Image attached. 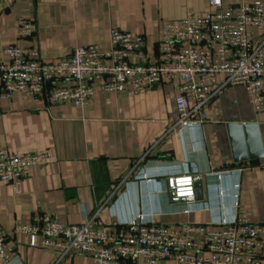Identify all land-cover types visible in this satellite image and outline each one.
Segmentation results:
<instances>
[{
	"label": "crops",
	"instance_id": "1",
	"mask_svg": "<svg viewBox=\"0 0 264 264\" xmlns=\"http://www.w3.org/2000/svg\"><path fill=\"white\" fill-rule=\"evenodd\" d=\"M208 8L206 0H0V64L8 63L3 54L8 46L36 52L45 63H57L76 46L107 49L112 28L143 37L146 57L154 63L161 23ZM25 19L36 27L28 40L20 39L14 27ZM263 35L264 27L246 29L252 44ZM178 85V80L164 82L141 94L94 89L88 105L78 109L65 103L45 106L42 97L21 93L0 100V150L21 155L49 151L53 156L32 169L17 196L0 181V228L14 250L8 264H51L61 254L56 247L29 248L27 236L11 232L16 221L28 225L35 215L80 225L85 210L99 208L98 224L112 234L139 214L159 225L183 226L205 224L222 214L232 219L239 211L250 223L264 224V112L253 110L244 89L225 88L204 105L200 126L176 135L171 129L177 121ZM231 123L247 128V161H233ZM233 169L240 170L237 210H221L219 191L229 203L232 180L218 182L205 174ZM185 173H201L195 200L213 210L174 212L162 181ZM58 264L92 262L75 253ZM156 264L178 263L167 259Z\"/></svg>",
	"mask_w": 264,
	"mask_h": 264
},
{
	"label": "built area",
	"instance_id": "2",
	"mask_svg": "<svg viewBox=\"0 0 264 264\" xmlns=\"http://www.w3.org/2000/svg\"><path fill=\"white\" fill-rule=\"evenodd\" d=\"M206 4L209 8L204 12H187L177 21L161 23L154 63L146 57L143 37L114 28L107 49L76 46L57 63L41 62L36 52L8 46L3 51L8 63L0 64V100L21 93L42 97L45 106L65 103L78 109L88 105L94 89L141 94L178 80L177 121L171 129L176 135L200 126L204 105L225 88L244 89L253 110L264 112V35L258 44L246 38L247 27H264V3L241 0L224 6L221 0H206ZM14 27L22 40L36 32L34 23L26 19L17 20ZM52 158L49 151L21 155L0 150V181L17 196L32 169ZM239 173L233 169L205 174L218 182L232 180L231 200L227 203L219 191L218 209L237 210ZM201 178V173L165 176L162 193L174 212L213 210L195 200ZM98 210H85L80 225H62L48 215H35L28 225L16 221L11 232L27 236L29 248H59L61 254L51 264L75 253L88 256L92 264H137L139 260L156 264L167 259L178 264H264V224L250 223L239 211L232 219L222 214L205 224L183 226L159 225L139 214L112 234L98 224ZM7 239L8 233L0 228L3 264L14 255Z\"/></svg>",
	"mask_w": 264,
	"mask_h": 264
},
{
	"label": "water",
	"instance_id": "3",
	"mask_svg": "<svg viewBox=\"0 0 264 264\" xmlns=\"http://www.w3.org/2000/svg\"><path fill=\"white\" fill-rule=\"evenodd\" d=\"M227 130L233 161H247L249 157H247L246 141H244V132H246L247 128L231 123L227 126Z\"/></svg>",
	"mask_w": 264,
	"mask_h": 264
}]
</instances>
